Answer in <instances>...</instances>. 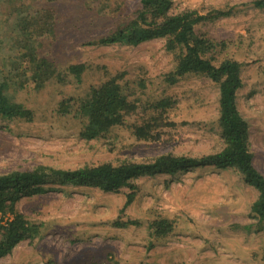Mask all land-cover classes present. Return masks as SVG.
I'll return each mask as SVG.
<instances>
[{"label": "rangeland", "instance_id": "1", "mask_svg": "<svg viewBox=\"0 0 264 264\" xmlns=\"http://www.w3.org/2000/svg\"><path fill=\"white\" fill-rule=\"evenodd\" d=\"M173 1L172 15L193 11L208 17L196 27L197 37L210 47L207 59L216 66L226 60L240 64L237 106L250 127L254 165L264 175L259 0ZM140 9V0H0V68H9L21 52L16 43L32 36L39 56L55 62L63 76L39 91L29 81L14 95L35 120L0 118V175L39 166L75 170L147 162L166 154L199 158L223 149L219 86L203 75L170 78L180 52L167 50L166 40L137 47L88 45L135 19ZM228 10V18H211ZM43 11L53 13L52 35L35 38L18 26L20 15ZM75 65L85 67L79 80L69 72ZM110 79L118 81L136 110L108 136L86 140L73 119L78 103ZM161 101L170 104L162 114L154 109ZM63 102L69 106L66 114ZM134 183L136 196L126 209L128 189L69 188L23 199L17 209L40 234L20 243L0 264H264V221L250 216L258 193L239 172L205 167Z\"/></svg>", "mask_w": 264, "mask_h": 264}, {"label": "trees", "instance_id": "2", "mask_svg": "<svg viewBox=\"0 0 264 264\" xmlns=\"http://www.w3.org/2000/svg\"><path fill=\"white\" fill-rule=\"evenodd\" d=\"M140 4L141 9L135 19L88 45L137 47L155 40H166L167 50L180 52L177 68L170 78L203 75L219 86L218 124L223 149L199 158L166 154L147 162L125 161L118 165L105 163L75 170L39 166L33 170L0 175V260L10 255L20 243L40 234L39 226L30 223L17 209L23 199L60 193L69 188H91L104 193H120L128 189L126 209L134 202L136 180L176 175L197 168L216 167L239 172L244 183L258 193L251 208V218L264 221V175L254 165V156L250 152V127L237 106L238 92L243 87L240 64L226 60L216 66L205 57L210 47L206 41L197 37L196 27L208 21V17L193 11L172 15L173 0H140ZM255 6L264 10V0L257 1ZM231 14V10L216 11L211 18L219 20ZM20 16L18 26L32 33L35 38L53 34L55 23L51 11ZM16 47L21 51L20 54L11 58L9 68H0V118L9 122L32 123L35 120L34 112L17 103L14 95L21 92L29 81L39 91L56 78L62 80L63 76L59 74L55 62L39 56L32 36L18 41ZM22 63L33 67V72L30 74V69L23 67ZM84 70L83 65L69 68V72L77 76L78 80ZM169 108L170 104L165 101L154 106L161 114ZM68 110L67 102H63L62 114ZM135 110V105L129 102L118 81L110 79L100 87L92 88L87 97L79 101L77 115L73 119H77L82 127V138L97 140L108 136L114 128L124 126L126 116Z\"/></svg>", "mask_w": 264, "mask_h": 264}]
</instances>
